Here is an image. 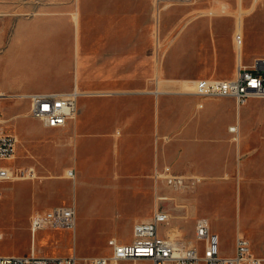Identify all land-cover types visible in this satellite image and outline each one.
I'll return each instance as SVG.
<instances>
[{
  "label": "rangeland",
  "instance_id": "1",
  "mask_svg": "<svg viewBox=\"0 0 264 264\" xmlns=\"http://www.w3.org/2000/svg\"><path fill=\"white\" fill-rule=\"evenodd\" d=\"M224 1L232 6L231 16L214 22L209 18L201 19L194 30L195 23L189 24V19L215 5L214 0H0L4 45L12 41L6 52L0 53V81L8 75L15 83L25 80L24 89L74 88L78 71L76 48L80 38L83 89H87L88 79L96 88L127 89L138 85L159 91L167 89L173 95H190L182 91L184 85L194 89L190 80L215 78V67L228 62L234 64L226 65L227 70L237 69L234 34L240 5L239 0ZM253 1L243 0L244 9H249ZM167 3L174 7L167 8ZM77 10L81 19L80 36L73 19ZM61 26L69 29L59 42L60 52L71 55V68L61 66L52 58L43 59L55 43L48 36ZM244 28L246 63L256 55H264V0L259 1L253 13L244 16ZM27 30L18 42L14 41ZM2 49L0 45V51ZM41 72L52 79L29 82L30 77ZM165 78H173L168 80L173 85L165 87ZM253 100L256 105L246 116L264 117V98ZM0 111L5 131L20 137L16 158L5 160L3 164L17 168L34 166L38 174L35 179L0 182L1 255L29 253L36 242L34 247L38 254H75L86 264L95 256L111 253V238L132 241L133 225L141 216L139 211L147 209L145 214L153 218L158 194L172 197L163 203V208L172 213L170 224L161 225L160 231L164 233L166 228H173L171 235H178L189 243L194 239L196 219L205 216L221 237L222 253H234L241 207L237 190L222 191L226 205L219 209L210 185L205 187L203 182L174 191L164 184L154 186L151 181L147 183L148 188L140 191L136 203L126 189L115 185L124 187L122 181L113 179L114 167L110 169L107 182L88 169L82 176L83 183L66 175L74 168L70 159L74 143L69 126L46 127L30 114L29 100L17 94L1 99ZM165 135L173 138L171 133ZM48 170L58 177L45 178L51 175ZM70 201L76 203L77 208L74 229L45 227L32 235L30 216L34 209L44 211L47 204H70ZM243 229L251 231L244 221ZM258 251L261 253L254 250L257 255H264V247ZM136 264L152 262L139 260Z\"/></svg>",
  "mask_w": 264,
  "mask_h": 264
},
{
  "label": "crops",
  "instance_id": "2",
  "mask_svg": "<svg viewBox=\"0 0 264 264\" xmlns=\"http://www.w3.org/2000/svg\"><path fill=\"white\" fill-rule=\"evenodd\" d=\"M205 18L214 22L221 17H203L189 24L195 23L192 28L195 30L201 19ZM77 28L80 36L81 19ZM4 29L5 26H0V45H3L0 53H5L12 42L4 45ZM68 30L61 26L48 36L55 43L50 46L48 54L44 55V60L52 58L65 68L72 67L70 53L63 55L60 52V42ZM28 31L16 36L14 41L18 42ZM80 46L79 38L76 48L78 71L74 88H79L82 93L78 98V113L66 125L71 130V142L74 143L70 157L75 170L74 180L79 179L83 183L82 176L88 169L98 174L97 178L107 182L110 169L114 167L113 179L122 181L124 187L115 185L126 189L136 202L140 191L148 188L147 183L152 181L156 185L154 172L157 167L168 164L177 173L199 175L205 187L210 185L219 209L226 205L222 191L237 190L241 207L236 235L238 232L244 233L251 240L253 251L261 253L258 248L264 247V117L246 116L256 105L254 98L239 104L231 97H201L194 93L173 95L167 89L158 92L157 89L139 88L138 85L127 89L96 88L88 79L87 89H83L80 80ZM241 55L244 62L243 52ZM257 58H264V55H256L244 63L252 65ZM6 59L4 56L3 60ZM230 63L234 64L228 62L215 67L213 76L234 77L237 69H226ZM47 78L41 72L30 77L29 82H41ZM168 80L174 79L165 78V87L173 85ZM26 83L25 80L15 83L9 80L8 75L5 76L0 81V93L7 96L0 100L18 93L68 90H64L66 87H62L63 90L54 87L24 89ZM233 126L237 127V131L231 129ZM165 133L173 134V138ZM37 177L38 174L34 178L22 180ZM73 204L76 206V203ZM55 205L47 204L45 210ZM37 211L40 209H34L33 213ZM146 211L141 209V216L135 221L152 219L145 214ZM243 221L251 231L243 229Z\"/></svg>",
  "mask_w": 264,
  "mask_h": 264
},
{
  "label": "built area",
  "instance_id": "3",
  "mask_svg": "<svg viewBox=\"0 0 264 264\" xmlns=\"http://www.w3.org/2000/svg\"><path fill=\"white\" fill-rule=\"evenodd\" d=\"M244 34L236 31L234 42L238 54L237 72L230 78H201L193 81L194 94L201 97H231L245 104L249 98H264V58H257L252 65H246L238 51L237 36ZM241 59H240V58ZM80 93L75 88L66 91L33 92L18 94L30 102V114L40 119L46 127H65L78 113ZM7 95L0 93V98ZM3 116L0 111V182L8 181L9 176L34 178L37 171L34 166L17 168L3 164L12 160L17 150V137L2 127ZM237 131V127H231ZM74 179L75 170L67 171ZM156 186L164 184L174 191L192 188L202 181L199 175H184L175 172L171 165L157 167L154 172ZM1 196V190H0ZM159 200L154 216L150 220L134 223L133 239L122 242L113 237L109 240L111 253L95 256L86 264H136L139 260H149L152 264H264V255H257L252 249L251 240L242 232L236 235V247L233 254L222 253V242L218 232L214 231L209 219L200 216L196 219L192 243H186L180 236L171 235L172 228L163 233L161 225H169L172 213L163 208L168 195L158 194ZM77 223L75 204H58L45 211L34 212L30 216V230L33 236L45 227L74 229ZM3 234L0 232V239ZM0 264H82L75 255L38 254L33 245L29 253L1 255Z\"/></svg>",
  "mask_w": 264,
  "mask_h": 264
},
{
  "label": "bare ground",
  "instance_id": "4",
  "mask_svg": "<svg viewBox=\"0 0 264 264\" xmlns=\"http://www.w3.org/2000/svg\"><path fill=\"white\" fill-rule=\"evenodd\" d=\"M214 1L216 3L215 5L212 4L207 10L195 14L193 17H191L189 19V22L190 21H198L200 18H203V17L214 18V17H217V16H220V17H222V16H226V17L231 16V14H232V6H231L230 3H227L224 0H214ZM259 1L260 0H254L253 3H252V5H251V7L249 9H244V7H243V0H239L240 7L238 8L239 9V11L237 13L238 14V18H237V22H236L237 23V26H236L237 31L242 32V33L244 32V29H245L244 28V16L246 14L253 13L256 10ZM172 5H173L172 3H167L166 7L169 8ZM73 19L75 21L76 29H77V33H78L77 26H78L79 21H80V14H79L78 10L73 13ZM237 43H238V51H241V54H242L243 49H244V43H245V36H244V34H240L239 36H237ZM190 81H194V80H190ZM76 89L78 90L79 93L80 92L82 93V91L79 88L76 87ZM157 91L158 92H163V91H159V90H157ZM182 91L185 92V93H192L193 92V89H191L190 87H186L184 85V89H182ZM237 101L239 103V100H237ZM7 119L5 118V120H7ZM18 140H20V137L19 136H17V141ZM14 158H16V154L13 155V159ZM49 173L51 174L50 177L47 176L45 178L54 179V178H57L58 177V176L53 175V173H51L50 171H49ZM64 178H65V175H64ZM14 179L15 180H19V179L22 180V179H24V177H16V176H9L8 177V180H14ZM177 207L180 208V207H183V205H178ZM172 229L170 231H172ZM190 243H192V241H190ZM32 245L36 246V242H34Z\"/></svg>",
  "mask_w": 264,
  "mask_h": 264
}]
</instances>
